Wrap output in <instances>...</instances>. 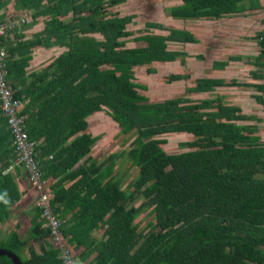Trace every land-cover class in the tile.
Segmentation results:
<instances>
[{
  "label": "trees",
  "instance_id": "obj_1",
  "mask_svg": "<svg viewBox=\"0 0 264 264\" xmlns=\"http://www.w3.org/2000/svg\"><path fill=\"white\" fill-rule=\"evenodd\" d=\"M124 2L15 0L16 10L31 12L32 21L49 17L30 45L66 49L40 72L26 76L20 72L23 78L18 66H25L27 58L17 59L14 51L28 41L15 42V38L7 43L12 41L8 32L14 28L0 35V47L6 51L5 77L14 97L26 101L20 113L28 117V137L38 142L35 160L41 171L45 166L53 169L61 159L56 172H63V179L74 176L68 169L89 154L95 141L85 133L86 118L104 108L121 134L130 133L133 138L126 158L138 172L129 190H123L121 180L112 175L115 154L102 167L88 157L85 169H78L84 173L72 187L83 194L73 204L79 211L65 231L61 228L69 244L83 248L74 264H83L93 253L87 264H264V146L243 136L241 127L232 123L237 116L224 119L231 111L228 108L203 112L209 101L192 104L180 98L148 103L137 92L144 87L133 82L134 69L172 63L178 53L169 50L168 43L194 39L176 30L167 36L148 31L132 38L145 46L125 48L121 39L130 37L126 27L133 16L106 18L105 12ZM238 2L183 0V6L172 8L170 14L175 19H218L237 13ZM7 3L0 0V9ZM66 16L70 19L63 21ZM6 20L0 16V26ZM147 27L162 28L151 22ZM93 33L102 35L103 41L89 38ZM263 35L258 42L264 55ZM201 83L208 82L198 81L192 90ZM3 120L0 173L15 159ZM164 133H189L195 140L183 144L189 150L168 154L162 149L165 139H151ZM49 154L56 157L55 165L46 160ZM14 191L9 176L0 175V223L19 198ZM60 194L55 192L57 201H72L69 192ZM144 208L153 221L141 229L135 221ZM42 224V220L33 222L31 230L33 241L44 242L40 253L30 248L29 257L23 258L20 251L27 240H20L16 231L0 241V248L17 255L21 264H60L57 251L46 242L49 232ZM100 225L105 229L102 238L96 239L91 233ZM0 264L12 263L1 257Z\"/></svg>",
  "mask_w": 264,
  "mask_h": 264
},
{
  "label": "crops",
  "instance_id": "obj_2",
  "mask_svg": "<svg viewBox=\"0 0 264 264\" xmlns=\"http://www.w3.org/2000/svg\"><path fill=\"white\" fill-rule=\"evenodd\" d=\"M7 1L8 3L4 8L0 9V16H3V18L7 20L19 22V24L16 23L14 27L16 33L14 30L8 32L7 37L12 41L7 40V43L13 42L15 38V42L21 41L24 43L28 41L24 43V47L20 46L14 51V55L17 59L27 58L25 66H18L19 76L23 78L21 75L22 72H25V76L30 73L40 72L66 49L55 45L45 46L33 43L30 45L29 42H32L35 35L43 31L45 21L48 19L45 20L43 18L44 16H41L32 21L31 12L26 10L17 11L14 5L15 0ZM128 1L129 0H126V2ZM163 1L167 3L163 9H167L168 13H166L165 16L168 18L172 17L170 14L172 8L180 7L184 4L183 0H162V2ZM171 3L173 4L172 6L169 5ZM236 7L239 9L237 13L228 14L218 19H175L172 17V20L174 19L177 23L178 30L176 29V31L190 34L194 42L186 43L177 40L176 42H169V44H176L178 50L176 52L178 54L186 55V52L181 53L183 48L190 49L191 51H198V53L194 55L195 58L193 60L190 61L183 58V62L179 63V65L190 66L194 71H197L196 67L198 68V72L195 73L197 75L196 77L190 76V78L187 77L189 80H187V78L183 79L184 81L195 82L194 87H191L189 90L191 93H195L197 99H184L190 100L191 103L209 101L210 106L203 108V112L213 111L215 109L217 111L219 106L230 109L231 111L225 113L224 119L227 121L232 115L237 116L238 119L232 121V123L241 127L243 136H246L258 146H264V55L260 52L258 42V37L264 33V0H241V2L237 3ZM20 16H24V22L19 21L21 18ZM126 16H133L134 19L135 14ZM68 18H70V16L64 17L65 21H68ZM49 43H51V41H49ZM142 45L145 46L143 43ZM250 66L255 67V69L250 73H241L249 69ZM202 80H206L208 83H201L196 90H192L197 86V82ZM15 84H17V82ZM21 102L23 108L26 101ZM232 110L235 112L233 113ZM87 118L88 129H86V131L89 130L90 126ZM3 119L5 118L0 114V128H2L4 124ZM222 121L224 120L222 119ZM3 129L6 130L5 128ZM4 130H1V133ZM86 131L85 133H87ZM10 136L8 140L12 143L14 148L13 138L12 136L10 138ZM32 141L37 145V140ZM97 141L92 145L94 146L98 143ZM2 146H5V144L2 143ZM87 157L84 156L80 158L77 163L68 169L67 172L73 173L74 175L71 178L63 179V172H56L61 159L53 169H51L50 166H45L44 171L39 169L41 176L45 177L42 179H46L47 189H49L51 194L50 203L53 212L62 222L63 225H61V228L64 227V231L67 228V224L73 222L74 217L79 211V207L73 204L76 203L80 195L83 194L80 193L79 195L78 190L74 189L72 185L81 179L80 177L84 171L78 169H85L83 164H85ZM89 157L91 158V156ZM54 158H56L54 154H49L46 160L55 165L57 160ZM38 168L40 167L38 166ZM0 175L9 176L15 186L14 193H18L19 196L16 203L8 207V218L0 223V241L6 238L10 232L16 231L20 240H27V244L21 249L20 255L23 258H28L30 248L34 249L38 254L40 253V248L44 246V242L33 241L31 237L33 222L38 224L41 222L40 212L35 208L37 192L30 185L26 171L21 164L16 162V159H12L11 163L1 171ZM56 191L59 192V195H61L60 192H69V197L72 201H67L65 198L64 200L61 199L60 202L57 201L55 198ZM56 209H58V213ZM42 225L44 227V224ZM104 229V226L100 225L98 229L92 231L91 236L96 239H101ZM60 234L63 238L62 231H60ZM63 241L70 251L72 264H74V258L81 253L83 248H76L74 244H69L67 237H64ZM46 242L49 243V240ZM50 247L53 248L51 245ZM53 249L57 251V257L61 264L62 261L59 250ZM94 255L95 253L91 254V257L84 260L83 264L90 262Z\"/></svg>",
  "mask_w": 264,
  "mask_h": 264
},
{
  "label": "rangeland",
  "instance_id": "obj_3",
  "mask_svg": "<svg viewBox=\"0 0 264 264\" xmlns=\"http://www.w3.org/2000/svg\"><path fill=\"white\" fill-rule=\"evenodd\" d=\"M163 2L162 0H129L121 6L116 7L117 5H112L106 9V18H111L116 14L118 17L135 14L134 19L132 18V22L126 27L127 31L131 34L130 37L121 39L125 41V48L129 49L143 46L142 42H135L132 38L144 35L148 31L167 36L169 34L168 31L177 29L176 21L174 19L172 20V17L168 18L165 16L168 12L167 9H163V7L167 3L165 1ZM169 5L172 6L173 4L171 3ZM20 17L24 18V16ZM43 18L45 20L49 19L48 16ZM69 19L70 18H68V20ZM150 22L162 26V28L159 27L156 30H150L147 27V24ZM88 37L97 41H103L102 35L98 33L89 34ZM168 49L175 52L178 51L175 43H168ZM183 49L181 53L186 52V55L178 54L179 57L177 56L178 58L176 61L172 63H152L151 65H144L134 69L133 82L144 87L138 88L137 92L141 96H145L148 103L176 98L197 99L195 93H191L189 90L191 87H194L195 82L184 81L183 79L187 77L190 78V76L196 77L197 75L195 73L198 72V68L196 67L197 71H194L190 66L179 65V63L183 62V58L190 61L193 60L195 58L194 55L197 54L198 51H191L186 48ZM147 69H150L151 72H147ZM254 69L255 67L250 66L249 69L241 73H250ZM187 80L189 79L187 78ZM213 111L217 112L216 109ZM87 120L90 126L89 130L86 132L91 138H95L94 142L98 140V143L93 146V142L90 145V152L85 157L91 156V158H89L94 160L98 166L102 167L110 155H117L112 159L114 163L112 175H115L116 179L121 180V188L123 190H129L131 185L135 182L138 172L136 167H129L126 158V152L129 150L130 143L133 139L132 135L130 133L121 134L119 126L112 120L105 108L99 112L93 113ZM151 139H165L166 143L162 145V149L168 154H178L189 150L183 144L192 142L195 137L189 133H164L155 135L151 137ZM138 203L139 200L134 202V205H138ZM147 211L148 209L144 208L137 214L135 222L139 223L141 229H144L153 221V216L149 215Z\"/></svg>",
  "mask_w": 264,
  "mask_h": 264
},
{
  "label": "built area",
  "instance_id": "obj_4",
  "mask_svg": "<svg viewBox=\"0 0 264 264\" xmlns=\"http://www.w3.org/2000/svg\"><path fill=\"white\" fill-rule=\"evenodd\" d=\"M25 18H20L24 22ZM16 21L7 20L0 26V35L6 33L7 29L14 28ZM264 46V35L260 38ZM264 51V47H263ZM6 51L0 47V112L5 118L7 128L13 138V152L16 162L21 164L27 173V178L32 188L37 192L35 208L40 212L44 227L48 229L49 244L58 249L61 264H72L71 254L67 249L60 234L62 222L55 216L51 207V194L47 189L46 182L42 179L41 172L34 158L36 144L30 140L25 129L26 115H22V102L14 97V91L6 80V72L3 62Z\"/></svg>",
  "mask_w": 264,
  "mask_h": 264
},
{
  "label": "water",
  "instance_id": "obj_5",
  "mask_svg": "<svg viewBox=\"0 0 264 264\" xmlns=\"http://www.w3.org/2000/svg\"><path fill=\"white\" fill-rule=\"evenodd\" d=\"M0 257L8 258L12 264H21V261L17 255H15L12 252L7 251L5 249H0Z\"/></svg>",
  "mask_w": 264,
  "mask_h": 264
},
{
  "label": "bare ground",
  "instance_id": "obj_6",
  "mask_svg": "<svg viewBox=\"0 0 264 264\" xmlns=\"http://www.w3.org/2000/svg\"><path fill=\"white\" fill-rule=\"evenodd\" d=\"M3 23V22H2ZM18 24H19V22H17ZM6 48V47H5ZM7 72V71H6ZM22 114V113H21ZM37 154V153H36ZM35 155V154H34ZM40 169V168H39ZM43 178V177H42ZM46 180V179H45ZM44 180V181H45ZM48 187V186H47ZM49 190V189H48ZM55 214V213H54ZM63 225V224H62ZM61 231V230H60ZM63 234V233H62ZM64 238V237H63ZM67 244V243H66ZM67 246H68V244H67ZM70 252V251H69ZM72 255H74V254H72ZM1 258V257H0ZM3 258V257H2ZM74 258V257H73ZM22 262V261H21Z\"/></svg>",
  "mask_w": 264,
  "mask_h": 264
}]
</instances>
